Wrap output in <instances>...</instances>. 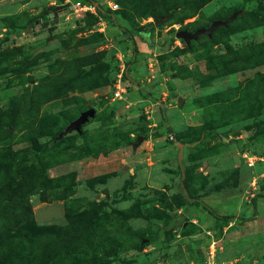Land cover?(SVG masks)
Listing matches in <instances>:
<instances>
[{"label": "rangeland", "instance_id": "rangeland-1", "mask_svg": "<svg viewBox=\"0 0 264 264\" xmlns=\"http://www.w3.org/2000/svg\"><path fill=\"white\" fill-rule=\"evenodd\" d=\"M91 1L0 0V264H264V0Z\"/></svg>", "mask_w": 264, "mask_h": 264}, {"label": "water", "instance_id": "water-1", "mask_svg": "<svg viewBox=\"0 0 264 264\" xmlns=\"http://www.w3.org/2000/svg\"><path fill=\"white\" fill-rule=\"evenodd\" d=\"M63 9V6L55 7L51 10L52 13L56 14L57 12L61 11ZM235 18V14L229 17L226 20H214L210 23V25L207 28H199L193 33L185 32V31H179L175 34L176 38L182 40L186 45L190 43L192 40H196L197 38L201 36H207L210 37L213 31H215L219 27H225L227 26L233 19ZM160 21L157 22L159 24ZM94 110L88 109L82 113H80L79 117L71 122L67 128L64 130L62 134H59V138L63 137L64 135L72 132V131H79L80 126L88 121V119H91L94 117ZM182 154V147L179 146V152H178V160L180 159V156Z\"/></svg>", "mask_w": 264, "mask_h": 264}, {"label": "trees", "instance_id": "trees-1", "mask_svg": "<svg viewBox=\"0 0 264 264\" xmlns=\"http://www.w3.org/2000/svg\"><path fill=\"white\" fill-rule=\"evenodd\" d=\"M94 7L96 13L102 17V18H105L107 20H114V17H113V14L112 13H108V12H105L103 11L99 6H97L93 1L91 0H88ZM118 28L122 29L119 24H116ZM161 110V117L163 119V121H165V117H164V113H163V110ZM49 145H52V144H49ZM46 147H48V145H45ZM184 179L182 178L181 179V184L179 189L181 191V194L185 200V202H190L192 204H196L198 206H201L208 214H210L211 216L215 217V218H218L220 220H228L230 219V217H226V216H223V217H219L217 216L216 214L213 213V211L208 207L206 206L203 202H201L200 200L198 199H189L188 197H186L185 195V192H184ZM17 228L21 229V228H25L26 226L27 227H30L31 229H37L35 228V226L33 225L32 221H31V215H30V212L28 210H24L22 213H21V216H20V219L17 221ZM39 232L41 233H45V232H50L51 231V228H46V227H43L41 229H37Z\"/></svg>", "mask_w": 264, "mask_h": 264}, {"label": "built area", "instance_id": "built-area-1", "mask_svg": "<svg viewBox=\"0 0 264 264\" xmlns=\"http://www.w3.org/2000/svg\"><path fill=\"white\" fill-rule=\"evenodd\" d=\"M76 6L78 7L79 6V3L76 4ZM117 7V5L113 4L111 6V9H115ZM115 91L113 92V96L114 98H120L121 97V94L119 93L118 89H119V86H116L115 88Z\"/></svg>", "mask_w": 264, "mask_h": 264}]
</instances>
